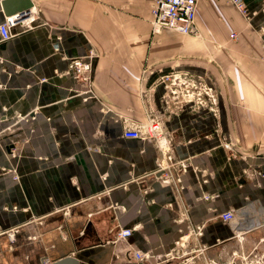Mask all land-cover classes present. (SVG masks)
Masks as SVG:
<instances>
[{
  "label": "crops",
  "instance_id": "0c3cea01",
  "mask_svg": "<svg viewBox=\"0 0 264 264\" xmlns=\"http://www.w3.org/2000/svg\"><path fill=\"white\" fill-rule=\"evenodd\" d=\"M244 1L199 0L194 36L154 33L152 0H32L39 23L0 43V264H264V0ZM225 211L260 225L239 241Z\"/></svg>",
  "mask_w": 264,
  "mask_h": 264
},
{
  "label": "built area",
  "instance_id": "2783aa9c",
  "mask_svg": "<svg viewBox=\"0 0 264 264\" xmlns=\"http://www.w3.org/2000/svg\"><path fill=\"white\" fill-rule=\"evenodd\" d=\"M234 5L242 15H249V9L244 0H228ZM199 0H152V29L154 33H159L163 29H171L182 34H191L200 36V32L196 26V16L198 12ZM39 23V15L34 6L23 11L16 12L12 15L6 16L0 23V43L11 39L16 33L14 29L19 26L26 28H33ZM231 37L238 39L237 32H232ZM89 57H79L74 60V67L76 71V78L81 82H88L90 79L91 58L93 53L90 52ZM1 59V58H0ZM41 80L45 81L46 78ZM163 84L173 94L179 96L184 102H195L199 104H206V95L211 94L213 90L202 80H189L177 75H165L162 79ZM160 123L156 119H152L147 125L135 129H126L124 135L130 138H141L143 136H156L159 130ZM223 145L233 151V145L227 142L224 138ZM184 167V166H183ZM17 179L18 176L16 175ZM162 184L168 185L171 178L168 174H161L158 177ZM209 198V196H206ZM223 221H235V214L232 211H225L220 214ZM260 224H249L242 221H235V232L239 241H242L245 234ZM132 229L122 228L119 231V236H130ZM6 234L13 243L16 240L18 229L11 228L6 230L0 229V236ZM143 254L136 252V258L141 259ZM44 264H51L47 257ZM226 264H238L235 260H231ZM243 264H251L244 262Z\"/></svg>",
  "mask_w": 264,
  "mask_h": 264
},
{
  "label": "water",
  "instance_id": "95a60500",
  "mask_svg": "<svg viewBox=\"0 0 264 264\" xmlns=\"http://www.w3.org/2000/svg\"><path fill=\"white\" fill-rule=\"evenodd\" d=\"M2 8L6 16L23 11L33 6L32 0H2ZM143 264V263H142Z\"/></svg>",
  "mask_w": 264,
  "mask_h": 264
},
{
  "label": "rangeland",
  "instance_id": "374dc122",
  "mask_svg": "<svg viewBox=\"0 0 264 264\" xmlns=\"http://www.w3.org/2000/svg\"><path fill=\"white\" fill-rule=\"evenodd\" d=\"M8 153H9L10 155H13V154L15 153V151H13L12 146H11L10 148H8ZM1 174H9V175H11L14 179H15V176H16V175L18 176V174H17V170H16V168L13 167V166H1V168H0V175H1ZM3 230H5V229H3Z\"/></svg>",
  "mask_w": 264,
  "mask_h": 264
},
{
  "label": "bare ground",
  "instance_id": "6f19581e",
  "mask_svg": "<svg viewBox=\"0 0 264 264\" xmlns=\"http://www.w3.org/2000/svg\"><path fill=\"white\" fill-rule=\"evenodd\" d=\"M2 1V0H1Z\"/></svg>",
  "mask_w": 264,
  "mask_h": 264
}]
</instances>
